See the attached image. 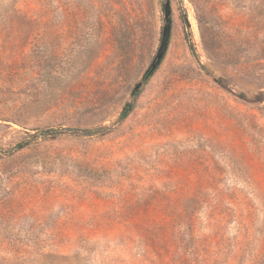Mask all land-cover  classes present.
<instances>
[{
	"label": "rangeland",
	"instance_id": "374dc122",
	"mask_svg": "<svg viewBox=\"0 0 264 264\" xmlns=\"http://www.w3.org/2000/svg\"><path fill=\"white\" fill-rule=\"evenodd\" d=\"M169 2L134 96L164 0H0V264H264V0Z\"/></svg>",
	"mask_w": 264,
	"mask_h": 264
},
{
	"label": "water",
	"instance_id": "95a60500",
	"mask_svg": "<svg viewBox=\"0 0 264 264\" xmlns=\"http://www.w3.org/2000/svg\"><path fill=\"white\" fill-rule=\"evenodd\" d=\"M170 29H171V8H170V2L169 0H164L163 3V27L161 32V38H160V44L157 48V51L149 64L148 68L146 69L144 75L140 78V80L135 84L133 87L131 94H135L137 91H139L140 87L142 86L144 80L146 79V74L149 72H152L162 60L169 41L170 37ZM196 50V47H194Z\"/></svg>",
	"mask_w": 264,
	"mask_h": 264
},
{
	"label": "trees",
	"instance_id": "16d2710c",
	"mask_svg": "<svg viewBox=\"0 0 264 264\" xmlns=\"http://www.w3.org/2000/svg\"><path fill=\"white\" fill-rule=\"evenodd\" d=\"M184 19H185V22L187 23V20H186V15H184ZM155 71V69L154 70H152V72H149V73H147L146 74V79L149 77V76H151V74L153 73ZM137 94V92L135 93V94H133L134 96ZM131 106L130 105H126L124 108H123V110H122V112H121V114H120V120L121 119H123V118H125L126 117V115L128 114V112L130 111V108ZM72 132H74V133H83V134H87V133H89V129H84V130H82V129H73V130H71ZM33 132H34V134H29V136L31 137V138H34L35 139V141H37V139L38 138H36L38 135H41L42 136V138H44V137H47L48 135H50L49 133L51 132V129H49L48 127H45V128H38V129H33ZM52 135V134H51ZM30 143H33V142H21V143H19V144H17L16 145V147L14 148V151H21V150H23V149H25V147L28 145V144H30Z\"/></svg>",
	"mask_w": 264,
	"mask_h": 264
},
{
	"label": "bare ground",
	"instance_id": "6f19581e",
	"mask_svg": "<svg viewBox=\"0 0 264 264\" xmlns=\"http://www.w3.org/2000/svg\"><path fill=\"white\" fill-rule=\"evenodd\" d=\"M190 23H191V26H192V25H195V24H193V21H191V20H190Z\"/></svg>",
	"mask_w": 264,
	"mask_h": 264
}]
</instances>
